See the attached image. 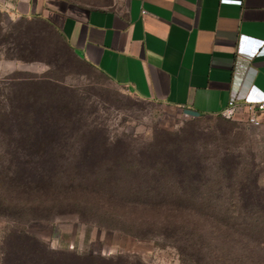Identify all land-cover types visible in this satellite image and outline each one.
I'll use <instances>...</instances> for the list:
<instances>
[{
	"label": "rangeland",
	"instance_id": "rangeland-1",
	"mask_svg": "<svg viewBox=\"0 0 264 264\" xmlns=\"http://www.w3.org/2000/svg\"><path fill=\"white\" fill-rule=\"evenodd\" d=\"M78 1L98 6L116 0ZM2 12L0 264L201 259L182 256L174 226H148L141 234L128 222L110 223L99 198L119 185L264 188V123L197 116L138 98L84 62L44 21ZM57 170L64 171L60 185H36L41 172ZM37 189L47 204L43 214L32 209Z\"/></svg>",
	"mask_w": 264,
	"mask_h": 264
},
{
	"label": "crops",
	"instance_id": "crops-1",
	"mask_svg": "<svg viewBox=\"0 0 264 264\" xmlns=\"http://www.w3.org/2000/svg\"><path fill=\"white\" fill-rule=\"evenodd\" d=\"M0 8L45 21L144 100L213 116L235 95L264 93V0H0Z\"/></svg>",
	"mask_w": 264,
	"mask_h": 264
},
{
	"label": "trees",
	"instance_id": "trees-1",
	"mask_svg": "<svg viewBox=\"0 0 264 264\" xmlns=\"http://www.w3.org/2000/svg\"><path fill=\"white\" fill-rule=\"evenodd\" d=\"M45 126L40 129H46ZM39 144L42 146L41 142ZM62 175L63 170L41 172L35 179L36 185H60L55 183ZM107 194V198L104 195L99 198L98 208L109 213L110 223L120 226L128 222L132 230L141 234L148 226L160 224L165 229L174 226V232L184 243L178 247L182 256L191 259L194 253L201 256V259H193L192 264H264L261 256L264 251V188L261 185H119ZM42 195L44 193L37 189L34 197L37 205L32 207L41 214L47 208L40 198ZM159 213L162 219L157 218ZM176 217L181 218L176 222ZM207 228L212 229L209 234ZM185 250L192 252L185 253Z\"/></svg>",
	"mask_w": 264,
	"mask_h": 264
},
{
	"label": "built area",
	"instance_id": "built-area-1",
	"mask_svg": "<svg viewBox=\"0 0 264 264\" xmlns=\"http://www.w3.org/2000/svg\"><path fill=\"white\" fill-rule=\"evenodd\" d=\"M262 44L263 41H260L259 46ZM221 114L227 118H242L249 125L259 126L264 123V93L252 96L251 89L242 99L235 95Z\"/></svg>",
	"mask_w": 264,
	"mask_h": 264
}]
</instances>
